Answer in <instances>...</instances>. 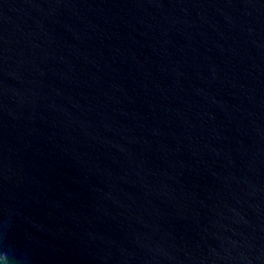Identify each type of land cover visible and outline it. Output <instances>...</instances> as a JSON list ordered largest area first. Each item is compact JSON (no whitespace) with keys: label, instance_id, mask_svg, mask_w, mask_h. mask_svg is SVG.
Masks as SVG:
<instances>
[{"label":"water","instance_id":"95a60500","mask_svg":"<svg viewBox=\"0 0 264 264\" xmlns=\"http://www.w3.org/2000/svg\"><path fill=\"white\" fill-rule=\"evenodd\" d=\"M3 264H264V0H0Z\"/></svg>","mask_w":264,"mask_h":264},{"label":"clouds","instance_id":"9594fccd","mask_svg":"<svg viewBox=\"0 0 264 264\" xmlns=\"http://www.w3.org/2000/svg\"><path fill=\"white\" fill-rule=\"evenodd\" d=\"M0 264H3V262H2V261H0Z\"/></svg>","mask_w":264,"mask_h":264}]
</instances>
